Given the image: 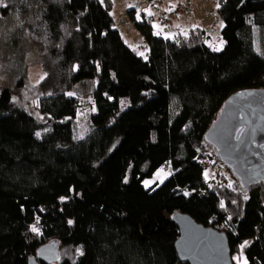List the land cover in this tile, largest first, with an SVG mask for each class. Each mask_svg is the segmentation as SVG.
Listing matches in <instances>:
<instances>
[{"label": "trees", "instance_id": "trees-1", "mask_svg": "<svg viewBox=\"0 0 264 264\" xmlns=\"http://www.w3.org/2000/svg\"><path fill=\"white\" fill-rule=\"evenodd\" d=\"M113 11L114 0H0L14 87H26L25 54L45 72L33 110L0 91V264H28L54 240L52 264H189L175 213L225 232L234 264L248 240L247 264H264V185L243 190L224 165L229 177L204 175L218 161L205 134L225 100L264 88V0L219 1L221 51L204 28L165 38L137 23L146 59ZM88 81L89 113L75 91ZM166 164L172 175L146 188Z\"/></svg>", "mask_w": 264, "mask_h": 264}, {"label": "water", "instance_id": "water-1", "mask_svg": "<svg viewBox=\"0 0 264 264\" xmlns=\"http://www.w3.org/2000/svg\"><path fill=\"white\" fill-rule=\"evenodd\" d=\"M206 141L243 190L264 185V88L242 89L223 103L205 134ZM180 229L175 243L179 257L189 264H234L225 232L197 223L190 215L175 213ZM57 241L42 245L28 264L59 260Z\"/></svg>", "mask_w": 264, "mask_h": 264}, {"label": "rangeland", "instance_id": "rangeland-1", "mask_svg": "<svg viewBox=\"0 0 264 264\" xmlns=\"http://www.w3.org/2000/svg\"><path fill=\"white\" fill-rule=\"evenodd\" d=\"M220 0H114L113 15L116 21V27L121 31L125 41L135 48L139 55L147 58L148 47L145 42L144 35L137 26V23L148 21L151 23L152 30L155 34L159 32L162 37L173 38L179 32H185L190 28L201 27L206 29L211 36V45L213 48L221 51L224 48V41L221 37V31L224 25L222 18L218 14ZM188 6V7H187ZM185 7L190 10H185ZM149 11L151 15H149ZM158 25L159 27H154ZM5 29L0 25V91L4 88L12 90L13 99L17 105H22L34 109L35 100L31 91L32 87L40 82L45 75L41 63L32 55L25 54L28 62L26 87L17 89L14 87L13 80L6 74L3 67V42L5 40ZM261 38L257 39V49L260 50ZM25 59V58H24ZM91 89L90 81L82 82L76 86L75 91L80 94L82 100V111L89 113L92 111L91 103L93 102L88 95ZM72 91V94H75ZM88 114H82L77 123L79 130L84 133L87 126ZM209 164L205 168L204 175L208 179H213L217 175L221 178L229 177L222 163L216 160L208 161ZM160 170H163L162 172ZM158 173L159 176L157 175ZM173 170L169 164L159 167L150 176L144 179L143 185L146 188H153L162 184ZM145 181H149L146 186ZM241 248V261L238 256L235 257L236 264H243L245 259V249L250 244V240Z\"/></svg>", "mask_w": 264, "mask_h": 264}, {"label": "snow or ice", "instance_id": "snow-or-ice-1", "mask_svg": "<svg viewBox=\"0 0 264 264\" xmlns=\"http://www.w3.org/2000/svg\"><path fill=\"white\" fill-rule=\"evenodd\" d=\"M217 6H219V5H217ZM149 15H151V12L149 11V13H148ZM154 27H159L158 25H153ZM157 34H159V32H157ZM165 38H167V37H165ZM216 50H219V49H216ZM262 54H264V53H262ZM69 95H72V93H69ZM37 135H39V133H37ZM161 172L163 171V170H160ZM159 174L160 173H158L157 175L159 176ZM149 184V181H145V185L147 186ZM245 198H247V197H245ZM69 223H71V221L69 222ZM37 229L35 228V227H33V231H36ZM247 244V242H245V245ZM245 245H241V248H243ZM81 254H83L82 253V250H81ZM238 259V261L241 259V258H237ZM243 264H247V261L246 260H244L243 261Z\"/></svg>", "mask_w": 264, "mask_h": 264}, {"label": "built area", "instance_id": "built-area-1", "mask_svg": "<svg viewBox=\"0 0 264 264\" xmlns=\"http://www.w3.org/2000/svg\"><path fill=\"white\" fill-rule=\"evenodd\" d=\"M188 7V6H187ZM187 7H185V10H190V9H187Z\"/></svg>", "mask_w": 264, "mask_h": 264}]
</instances>
